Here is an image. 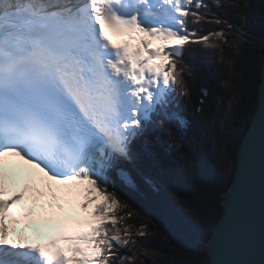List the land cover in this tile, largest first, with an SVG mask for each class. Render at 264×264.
Returning <instances> with one entry per match:
<instances>
[{
    "label": "snow or ice",
    "instance_id": "1",
    "mask_svg": "<svg viewBox=\"0 0 264 264\" xmlns=\"http://www.w3.org/2000/svg\"><path fill=\"white\" fill-rule=\"evenodd\" d=\"M193 5L0 0V264H113L128 244L110 188L133 186L129 146L187 94L184 48L223 39L188 31Z\"/></svg>",
    "mask_w": 264,
    "mask_h": 264
},
{
    "label": "trees",
    "instance_id": "2",
    "mask_svg": "<svg viewBox=\"0 0 264 264\" xmlns=\"http://www.w3.org/2000/svg\"><path fill=\"white\" fill-rule=\"evenodd\" d=\"M202 3L204 7L193 5L191 9L202 19L185 18L188 31L196 37L221 32L223 39L212 36L215 47L190 43L184 48L178 68L187 94L177 88L166 111L154 114L130 144L128 160L152 187L172 198L191 218L196 229L185 240L193 247L132 212L118 198L127 207L117 215L131 226L127 245L132 239H142L162 255L158 261H141L137 255L124 256L127 245L117 246L113 264H205L207 245L200 247L199 239L210 236L225 209L224 190L234 178L238 150L259 101L264 0Z\"/></svg>",
    "mask_w": 264,
    "mask_h": 264
},
{
    "label": "water",
    "instance_id": "3",
    "mask_svg": "<svg viewBox=\"0 0 264 264\" xmlns=\"http://www.w3.org/2000/svg\"><path fill=\"white\" fill-rule=\"evenodd\" d=\"M258 98L238 150L234 178L224 190L225 209L206 238L205 264H264V61ZM168 199L189 227L196 229L186 212Z\"/></svg>",
    "mask_w": 264,
    "mask_h": 264
},
{
    "label": "rangeland",
    "instance_id": "4",
    "mask_svg": "<svg viewBox=\"0 0 264 264\" xmlns=\"http://www.w3.org/2000/svg\"><path fill=\"white\" fill-rule=\"evenodd\" d=\"M244 35H245L244 37L247 38L246 34ZM131 166L132 164L130 163V168ZM133 169L134 167L132 166V170ZM132 170L129 169L128 172L133 179V177H137V176L136 174H134V172H132ZM119 183H120L119 180L114 179V187L110 188V190H114L119 199L127 202L132 212L145 216L146 219L150 220L155 227H162L168 229L170 233L174 234L176 237L180 236L179 238L184 240L188 237V235L191 232L194 231V228L189 227V224L182 218V216L178 212H176L169 199L166 198L164 195L160 194V192H158L150 184L148 185L147 181H145L144 184L142 183L143 184L142 187H145L149 190L151 196L155 198L154 202L148 197V194L142 191V189L140 190L137 186L134 189V184L131 189L129 188V186ZM153 206L155 208L158 207L159 210L155 209ZM177 222L180 228H177L175 226ZM136 231L139 232L141 230H136ZM141 233L142 234L145 233L144 230ZM205 242L206 239L203 238L199 239V246L203 247ZM152 247L154 246L153 245L151 246L149 243L145 242V240L143 241L142 239L141 240L132 239L130 240L129 245H127V247L124 248L125 249L123 251L124 253L123 252L122 253L124 254L125 257H129V258L137 255L139 259H142L141 261H144L145 259L158 261L162 253L159 249L156 250L153 249ZM128 249L129 251L126 252V250ZM141 264H144V262H141Z\"/></svg>",
    "mask_w": 264,
    "mask_h": 264
},
{
    "label": "bare ground",
    "instance_id": "5",
    "mask_svg": "<svg viewBox=\"0 0 264 264\" xmlns=\"http://www.w3.org/2000/svg\"><path fill=\"white\" fill-rule=\"evenodd\" d=\"M136 169H135V172H134V174L136 173ZM145 182V180H139V178H137V177H133V184H134V189H135V187L137 186L140 190L142 189V191L144 192V193H146V194H148V197L151 199V200H153V202H154V200H155V198H153L152 196H151V194H150V192H149V190L147 189V188H145V187H142V185L144 184H142V182ZM148 182V181H147ZM119 184H121V183H119ZM150 183L148 182V185H149ZM122 186V185H121ZM129 188H131L132 189V186L131 187H129ZM155 190V189H154ZM144 198V197H143ZM146 200V199H145ZM149 203V202H148ZM151 205V204H150ZM152 206V205H151ZM154 207V206H153ZM155 208V207H154ZM155 209H158V207L157 208H155ZM159 210V209H158ZM161 210V209H160ZM177 224H178V222H177ZM50 238H55V234H46L45 236H44V238H43V240L46 242V240L47 239H50Z\"/></svg>",
    "mask_w": 264,
    "mask_h": 264
}]
</instances>
